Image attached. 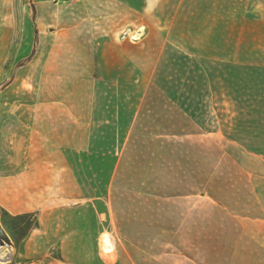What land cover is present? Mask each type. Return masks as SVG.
Returning a JSON list of instances; mask_svg holds the SVG:
<instances>
[{
  "label": "crops",
  "instance_id": "0c3cea01",
  "mask_svg": "<svg viewBox=\"0 0 264 264\" xmlns=\"http://www.w3.org/2000/svg\"><path fill=\"white\" fill-rule=\"evenodd\" d=\"M43 2L37 0L38 47L17 71L29 70L33 79L28 88L37 89V95L45 99L38 106L23 103L12 108L7 133L22 138V150L12 156L20 169L0 181L1 208L11 215L36 212L37 217L21 238V253L0 264H264V189L260 200L256 199L246 169L238 187L231 178L234 171L218 165L220 156L206 167V138L188 135L190 129L206 131L205 121L194 114L203 109L191 107L190 98L182 96L184 90L185 105L173 91L160 88L158 68L151 77L156 87L137 86L142 81L136 69H142L150 57L157 67L160 54L154 40H148L145 31L140 33L141 11L125 0H79L57 3L58 13L49 14ZM195 5L200 7L198 2L183 0L178 5L180 15L188 16L190 6ZM181 29L189 40V27ZM136 31L140 35L132 39ZM169 31L171 37L177 36L173 26ZM195 42L199 48L230 46L217 40L213 45L199 38ZM223 61L239 63L237 57ZM136 79L140 80L137 84ZM129 96L138 99L134 98L127 115L123 100ZM20 106L21 120L14 113ZM101 128L152 129L143 141L149 145L145 147L151 156L149 167L140 171L144 178L133 185L129 212H118L111 261L98 244L102 231L114 233L113 222L107 219L109 202L103 203L93 223L84 214L85 206L79 205L81 198L70 204L71 196L65 193L64 202L58 196L63 159L71 171L72 159L90 158L95 130ZM195 144L198 151L191 155ZM159 145H166L165 159L160 156L165 169L155 167ZM52 152L56 153L53 161ZM54 163L56 192H49L46 185L34 186L47 177ZM22 174L27 177L24 184Z\"/></svg>",
  "mask_w": 264,
  "mask_h": 264
},
{
  "label": "rangeland",
  "instance_id": "374dc122",
  "mask_svg": "<svg viewBox=\"0 0 264 264\" xmlns=\"http://www.w3.org/2000/svg\"><path fill=\"white\" fill-rule=\"evenodd\" d=\"M41 1H45L42 4L44 8L56 7L57 3L62 2ZM125 1L141 11L143 29L140 33L145 31L147 39L154 40L153 44L160 47L157 67L150 57L147 63H143L142 69H136L135 73L140 74L142 82L139 85L137 83L140 80L136 79L135 84L140 89L156 87L155 84L151 85V77L158 68L160 88L173 91L175 97L184 105V99L190 98L191 107L202 108L203 110H196L194 114L199 117L200 122L205 121L206 131L197 132L190 129L188 135L195 139L206 138V167L213 164V157L220 156L221 162L218 165L227 166L234 171L235 175L231 178H234L238 187L244 180L243 170H248L250 175L247 178L253 179L255 198L260 200V191L264 189V0H230L231 5H228L229 0H190L198 2L200 7L190 6L188 16L180 15L182 8L178 5H181L183 0ZM10 3L6 11L3 6L0 7V105L7 106L9 112L14 106L23 103L38 106L39 101L45 99V96L37 95V89L28 88V83L33 79L29 70L17 71L38 47L39 28L35 18L40 5L37 0H10ZM38 12L40 15V11ZM226 13L230 14L224 15ZM8 20L11 24H18L19 29L14 36L9 35L5 29ZM171 26L177 36L171 37ZM185 26L189 27V40L183 37L181 27ZM165 35L168 36L165 38ZM160 36L163 38L160 39ZM197 38L205 45H213L214 40H217L230 46L199 48L195 44ZM154 50L155 47L151 46L150 51ZM198 52L208 54L205 56L200 53L199 56ZM230 57H237L239 63L223 61ZM249 58L254 62L252 60L245 63ZM34 67L39 75V66ZM146 74L150 75L149 79ZM134 98L138 99V96H129L126 101L123 100L127 115L133 107ZM14 113L19 114L15 115L17 119H22L19 109ZM175 118L178 119V116ZM151 131L152 129L139 128L97 129L94 144L91 146V157L72 159L71 171L66 165V159H63L62 166L59 167L58 179L62 190L61 193L58 192L60 201L66 200L65 193L71 196L68 201L70 204L76 202L78 196L83 203L79 205L85 206L84 214L93 223L98 221L97 213L104 209L103 203L109 202L107 219L113 222L114 233L102 231L98 244L101 251L106 252L105 258L110 261L114 259L116 250L114 237L118 227V212L122 209L129 212V208L133 206V185L140 183L144 178L140 171L149 167L151 156L145 148L149 145L143 144V141L144 137H149ZM7 132L5 134L8 137ZM22 143L20 135L11 133L5 150L0 140L1 182H5L7 177L11 178L8 174L20 169L19 163H13L12 156L22 150ZM53 148L55 151L56 147ZM197 148V144L191 145V155L197 153ZM159 149L158 166L155 167L165 169L166 165L160 156L165 159L166 145H159ZM50 157L52 161L55 160L56 153L52 152ZM26 163L31 166L32 159L28 158ZM21 179L23 184L27 181L23 174ZM45 185L50 189L49 192H56L55 163L47 177L44 175L34 183L38 188ZM46 196L49 195L46 193ZM36 217V212L11 215L0 206V228L4 231L5 238L10 241L12 256L21 253V238L35 225Z\"/></svg>",
  "mask_w": 264,
  "mask_h": 264
},
{
  "label": "bare ground",
  "instance_id": "6f19581e",
  "mask_svg": "<svg viewBox=\"0 0 264 264\" xmlns=\"http://www.w3.org/2000/svg\"><path fill=\"white\" fill-rule=\"evenodd\" d=\"M10 5H11L10 0H0V7L3 6V9H5V11L9 9ZM58 10H59L58 6L46 8V12H48L49 14H52V12L57 14ZM0 11H1V9H0ZM38 17H39V15H38ZM10 22L11 21L8 20V26H6L5 29H6V31H8L9 35H13L14 36V35H16L17 29H19V27H18L17 23L13 22V24H11ZM0 27H2V26H0ZM3 29H4V27H3ZM139 35L140 34L138 33V31H136L135 33L131 34V38L132 39H137ZM2 106H3V104L0 105V138H1L0 140H1V144L3 143L2 147L6 150L8 137H7V135L5 133L7 131L6 130L7 129V124L12 121L11 117L13 115H12V112H9L10 110L6 109L7 106H3V107ZM18 109H19L20 115L22 117L23 108L20 106ZM22 119H23V117H22ZM12 254H13V249H12V246L10 244V241L5 238L4 231L0 228V262L1 263L9 262Z\"/></svg>",
  "mask_w": 264,
  "mask_h": 264
},
{
  "label": "built area",
  "instance_id": "2783aa9c",
  "mask_svg": "<svg viewBox=\"0 0 264 264\" xmlns=\"http://www.w3.org/2000/svg\"><path fill=\"white\" fill-rule=\"evenodd\" d=\"M55 1H79V0H55ZM123 35H126V32Z\"/></svg>",
  "mask_w": 264,
  "mask_h": 264
}]
</instances>
